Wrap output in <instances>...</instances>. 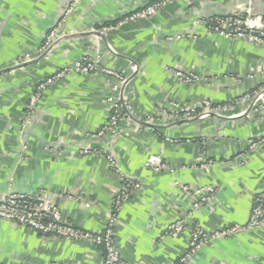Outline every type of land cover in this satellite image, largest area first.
Masks as SVG:
<instances>
[{
	"label": "crops",
	"instance_id": "1",
	"mask_svg": "<svg viewBox=\"0 0 264 264\" xmlns=\"http://www.w3.org/2000/svg\"><path fill=\"white\" fill-rule=\"evenodd\" d=\"M153 1L0 0V201L17 191L46 195L63 219L102 231L121 181L104 156L81 153L91 146L115 156L137 186L117 215L123 259L264 264V228L212 241L183 261L192 228L246 223L264 191V149H248L249 140L264 137V95L253 96L264 86V46L212 33L199 22L248 9L264 14V0H178L153 17L100 31ZM71 7L64 31L75 33L42 51ZM84 55L120 71L127 84L115 90L112 75L71 74L45 92L23 129L36 84ZM172 69L199 80L184 82ZM110 96L131 106L133 120L118 135L91 137L108 121ZM205 99L231 107L224 116L182 123L169 115L181 106L198 109ZM150 117L155 127L146 123ZM150 155L170 169L146 168ZM201 187L215 193L193 209ZM176 220L185 229L164 235ZM0 264H104V253L89 240L46 236L0 218Z\"/></svg>",
	"mask_w": 264,
	"mask_h": 264
},
{
	"label": "built area",
	"instance_id": "2",
	"mask_svg": "<svg viewBox=\"0 0 264 264\" xmlns=\"http://www.w3.org/2000/svg\"><path fill=\"white\" fill-rule=\"evenodd\" d=\"M177 1L178 0H155L129 12L124 17L117 20V24L110 23L103 26L100 31L104 32L114 26H120L125 23L153 17L165 7ZM71 11L72 7L68 9L62 20L48 33L41 46L42 51H47L57 38L73 35L75 33L73 30L69 31V34H66L64 31L67 17ZM199 22H203L206 28L212 33L227 38L243 39L264 46V14L262 13L248 9L246 12L231 13L228 15H213L206 19H199ZM177 37L180 38L181 35H178ZM133 68L134 71H137L138 66L133 65ZM172 71L176 77L184 82L193 83L199 80V76L194 73L185 72L179 69H172ZM92 72H101L114 76L117 79V84L114 86L115 90L120 89L121 86L124 87L128 82V77H125L120 71L102 65L98 58L84 55L83 57L59 68L56 72L45 77L36 84L34 93L27 103L25 114L23 116V129L31 121L39 101L51 86L61 82L65 77L71 74H89ZM262 95H264V86L259 91L255 92L253 96L261 97ZM251 96L249 94L245 97L248 98ZM107 101L110 104L108 121L97 131L91 132V137H101L108 133L118 135L123 131L122 123L124 121L133 120L131 106L126 102H123V99L110 96L107 98ZM230 107V104L214 103L205 99L202 101L198 109H189L186 106H181L175 113H172V115L170 113L169 115L174 117L177 121H192L195 119H206L210 116H224L228 113ZM151 118L152 117L146 122L149 126H153L156 123L155 119ZM23 149H27V145L24 142ZM248 149L252 151L264 149V137L249 140ZM81 153H95L104 156L121 181L119 189L113 198L112 207L108 213L106 224L102 231L94 232L77 227L63 219L59 207L55 203L50 202L46 195L38 196L21 191L12 192L0 201V218L8 220L14 224L35 229L46 236L66 238L75 241L82 239L89 240L102 249L104 253V264H140L129 263L123 259L116 238L118 211L125 205V203L130 201L137 186H135L132 177L120 167L115 156L112 154L106 153L99 148H92L91 146H85L81 150ZM145 166L156 172L170 169L169 165L160 155H150L146 159ZM183 190L185 193H191L189 187H183ZM214 193L215 188L213 187H201L196 189L194 192L196 200L192 205L193 209H197L210 201ZM261 228H264V191H260L256 194L246 223L228 224L211 231L204 229L200 225H196L192 228L190 230L189 248L183 261L188 260L203 246L212 241L221 238H229L242 232ZM184 229V222L182 220H176L167 226L164 235H174L182 232Z\"/></svg>",
	"mask_w": 264,
	"mask_h": 264
},
{
	"label": "water",
	"instance_id": "3",
	"mask_svg": "<svg viewBox=\"0 0 264 264\" xmlns=\"http://www.w3.org/2000/svg\"><path fill=\"white\" fill-rule=\"evenodd\" d=\"M246 12V11H245ZM254 12H257V11H254ZM260 13V12H259ZM230 13H224V14H219V15H228ZM178 123H182V122H185V120H179L177 121ZM155 127V125H153Z\"/></svg>",
	"mask_w": 264,
	"mask_h": 264
}]
</instances>
